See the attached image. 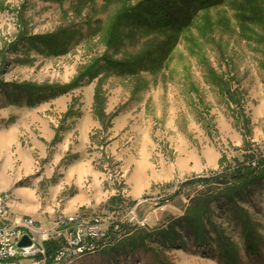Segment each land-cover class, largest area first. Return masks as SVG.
<instances>
[{"label":"rangeland","instance_id":"374dc122","mask_svg":"<svg viewBox=\"0 0 264 264\" xmlns=\"http://www.w3.org/2000/svg\"><path fill=\"white\" fill-rule=\"evenodd\" d=\"M143 1L0 0V195L46 229L122 223L75 264H264V0L193 5L178 30ZM242 165L261 177L213 182Z\"/></svg>","mask_w":264,"mask_h":264},{"label":"built area","instance_id":"2783aa9c","mask_svg":"<svg viewBox=\"0 0 264 264\" xmlns=\"http://www.w3.org/2000/svg\"><path fill=\"white\" fill-rule=\"evenodd\" d=\"M25 236L31 245L19 247ZM124 236L122 223H110L98 215L85 218L68 214L46 229L30 216L11 217L7 199L0 195V264H75L106 246H114ZM50 240L55 242L52 256L45 247Z\"/></svg>","mask_w":264,"mask_h":264},{"label":"trees","instance_id":"16d2710c","mask_svg":"<svg viewBox=\"0 0 264 264\" xmlns=\"http://www.w3.org/2000/svg\"><path fill=\"white\" fill-rule=\"evenodd\" d=\"M225 0H181L180 5L175 7L174 5L165 4L163 5L161 0H144L140 4V8H136L134 12H139V10L143 7L150 10L153 14V17L158 22V27L163 29H170V30H178L188 19L189 12L188 8L191 6L197 7H211L214 4H219ZM127 12L125 13V16ZM34 91L30 90L29 93H33ZM264 162L260 163L263 165ZM262 175V172H261ZM260 174H257L256 169L242 165L230 173H224L221 176H216L214 178L215 183L221 184L224 187L222 191L227 190L228 194H234L238 190L242 189L246 185L253 184L260 178ZM216 180V181H215ZM208 181V180H206ZM232 187V188H227ZM244 219V218H243ZM198 231V230H197ZM199 232V231H198ZM243 232L245 237V244L244 249L245 252L248 254L256 253L257 252V241L259 240V235L256 234L250 227L249 223L245 222L243 225ZM193 236L196 237L198 240L204 239L205 236L192 233ZM45 247L47 250V255L52 256L54 253L55 242L50 240L45 243ZM224 245L221 247L223 249ZM231 255V252L226 249V253L224 255L227 264H233L236 261V258Z\"/></svg>","mask_w":264,"mask_h":264},{"label":"water","instance_id":"95a60500","mask_svg":"<svg viewBox=\"0 0 264 264\" xmlns=\"http://www.w3.org/2000/svg\"><path fill=\"white\" fill-rule=\"evenodd\" d=\"M30 245H31V241L26 236L23 237V239L18 244L19 247H26V246H30Z\"/></svg>","mask_w":264,"mask_h":264}]
</instances>
